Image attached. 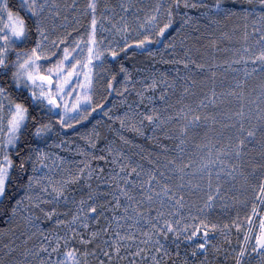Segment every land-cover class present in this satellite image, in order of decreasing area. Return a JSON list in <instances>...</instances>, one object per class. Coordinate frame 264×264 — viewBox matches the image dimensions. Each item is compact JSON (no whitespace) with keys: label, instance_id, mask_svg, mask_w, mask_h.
<instances>
[{"label":"snow or ice","instance_id":"6c2138e0","mask_svg":"<svg viewBox=\"0 0 264 264\" xmlns=\"http://www.w3.org/2000/svg\"><path fill=\"white\" fill-rule=\"evenodd\" d=\"M98 6L88 0L79 14L90 23L73 37L55 0H0V264H264V0H120L99 16ZM228 20L242 22L220 35L242 30L231 63L243 78L198 95L193 73L213 65L194 50ZM129 50L175 67L130 69ZM106 53L119 68L97 100ZM226 96L235 107L221 110ZM234 191L250 213L210 219Z\"/></svg>","mask_w":264,"mask_h":264},{"label":"trees","instance_id":"16d2710c","mask_svg":"<svg viewBox=\"0 0 264 264\" xmlns=\"http://www.w3.org/2000/svg\"><path fill=\"white\" fill-rule=\"evenodd\" d=\"M11 2L18 4L19 0H11ZM100 2L103 4H101L100 9L97 12V15H100V13L103 12V8L106 3L109 4L110 6H118V4L120 3V0H101ZM141 2L147 6L153 3L154 0H141ZM84 9L85 7H82V5H80V11L83 12ZM116 12L119 13L118 7H116ZM104 13L105 15H108L109 11H105ZM90 18L91 17L89 14L81 16V19L83 20L84 24L90 23ZM118 18L119 17L117 15L116 19ZM102 21L103 19H101L99 23L102 24ZM71 22L73 23L72 25L76 24L75 17L72 16ZM241 23L242 22L238 20H228V21L222 22L219 26H213V29H209V31H214L215 35L205 36L200 42L201 44L200 51L197 53L194 50L195 55L202 56L203 59L207 61V63H209L210 65H213L211 69L206 67L204 69L196 70V72L193 73L194 78L197 80L195 91L197 92L198 95H204V94L210 95L211 89L213 87H215L218 94L221 92L227 93L232 87L235 86L237 79L243 78V72H242L243 64L231 63V61L234 58H238L240 55V53H238L236 50L240 49L243 44V40L240 38L242 30L240 28H236L235 33L233 34V38L231 40L220 35L221 31H227L230 34H232L234 26L239 25ZM104 27L111 28V24L108 21H106ZM248 31L251 32V26H249ZM111 34H112L111 32H104L103 30H100V33L98 35L109 38ZM209 39H217V44L215 45V47H204V45H207V42ZM151 47L155 49V48L162 47V45H152ZM131 51L132 50H129V54L127 57L123 53L121 54V57H120V60L130 69L147 68L149 66H154L157 69H163V70H167L171 72V70L175 67L174 65H167V64L159 63L158 62L159 56L152 58V57L147 56L146 54L141 55L138 51H137L136 56H132ZM168 55L169 53H165L166 58L168 57ZM107 60H108V63L104 64L105 70L99 71V75L97 77L98 78L97 79L98 81L97 96H96L97 100L100 99V93L103 92L102 86L104 84V80L106 78H109V72L113 70L118 71V68H119L118 63L113 62L110 55H107ZM226 61L228 63H226ZM230 64H231V67L229 66ZM233 69H240L241 71H233ZM212 72L216 73L215 77H212ZM146 74L147 73H137L135 71L133 72L134 76L146 75ZM181 74L183 75V71ZM259 83H260L259 74H254L252 77L248 79L249 90H251L252 87H255L256 93H258ZM178 94L179 92H177V95ZM111 99L113 98L110 97L109 100ZM173 99H175V97ZM217 99L219 101L220 97L218 96ZM229 107H235V101L233 100V98L226 96L224 97V103L220 104L219 108L221 110H226ZM101 116L102 114L99 112V110H97L96 113H93V117L90 118V121L85 122L86 125L88 127H91V124L95 123V120L100 119ZM218 127L219 126L217 125V128ZM66 131H68L69 136L71 137L72 130H66ZM104 131L107 132L106 129ZM138 142L144 144L145 150L152 149L155 147L151 142H143V141H138ZM132 151H139V150L132 149ZM189 151L190 152L195 151L194 145H191V144L189 145ZM63 154L68 156L69 158H73L71 153H63ZM195 158L198 159V156ZM246 194L249 197H251L253 195V190L248 189ZM232 195H237V193L235 191L230 193L229 196L225 200L218 199L215 202V207L210 210H207L210 219L216 222L226 223V222H230L231 220L235 219L237 216V213H239L240 219L241 221H243L245 214L250 213L251 211L252 201L251 199H249V201L247 202V206H245L244 204L234 202L231 199ZM195 198L196 197L194 196L193 199ZM225 203L229 205L227 209L221 207V205ZM231 239H232L231 247H238L236 243V235H235L234 229H233V234H232ZM215 242L223 243L225 248L230 247L227 243L223 241L222 237H220L218 233L216 234ZM219 259L223 261V255H221ZM227 263H232L231 259H229Z\"/></svg>","mask_w":264,"mask_h":264},{"label":"rangeland","instance_id":"374dc122","mask_svg":"<svg viewBox=\"0 0 264 264\" xmlns=\"http://www.w3.org/2000/svg\"><path fill=\"white\" fill-rule=\"evenodd\" d=\"M100 1L101 0H98V5H99L98 6V10L100 9L101 4H103ZM55 2H56V4H59L61 6L60 10H61L62 14L67 15L69 17V21H68L69 29H71L73 27L78 29V32H73L72 33L73 37H75L78 33H80V34L84 33V31L88 27L89 23L88 24H84L79 13H81L80 5H82V7H86V4L88 3V0H80V1L79 0H75V3L77 5V7L75 9H67V8H65V5L72 4V0H55ZM98 10H97V12H98ZM105 11L106 10L103 8V12L102 13H104ZM89 15H90V13H89ZM72 16L75 17V22H76L77 19L80 20V24L79 25H77V24L72 25L73 24L71 22L72 21ZM106 21L107 20H103L102 24L105 25ZM58 22H60L59 18H58ZM99 25H100V23L98 22V34L100 33ZM61 31H63V29H61ZM111 39H113L112 34L109 36V38L107 37V40H105V44H107L108 40H111ZM117 39H119V38L117 37ZM107 55L108 54L106 53V57H107ZM99 71L100 70L98 69L97 70V77L99 75Z\"/></svg>","mask_w":264,"mask_h":264},{"label":"flooded vegetation","instance_id":"af4514ba","mask_svg":"<svg viewBox=\"0 0 264 264\" xmlns=\"http://www.w3.org/2000/svg\"><path fill=\"white\" fill-rule=\"evenodd\" d=\"M227 264H232V263H227ZM253 264H255V261L253 262Z\"/></svg>","mask_w":264,"mask_h":264}]
</instances>
